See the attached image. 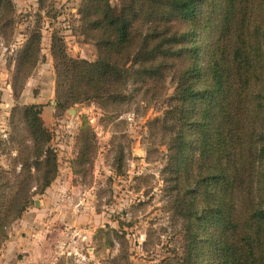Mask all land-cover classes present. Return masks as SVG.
I'll list each match as a JSON object with an SVG mask.
<instances>
[{"label":"trees","instance_id":"16d2710c","mask_svg":"<svg viewBox=\"0 0 264 264\" xmlns=\"http://www.w3.org/2000/svg\"><path fill=\"white\" fill-rule=\"evenodd\" d=\"M46 2L39 0L40 10ZM83 10L98 58H69L55 38L65 102L96 101L107 112L138 96L166 104L149 132L167 147L164 191L182 224L180 264H264V0H123L119 9L85 0ZM15 15L14 1L0 0L5 34ZM41 36L33 29L19 50L16 81L35 67ZM42 111L38 104L19 111L33 145L14 195L5 207L0 202V246L29 206L32 169L42 190L58 175ZM93 139L89 128L79 137L83 168L95 154ZM118 153L121 171L123 146ZM121 259L127 262L117 256L111 264Z\"/></svg>","mask_w":264,"mask_h":264},{"label":"rangeland","instance_id":"374dc122","mask_svg":"<svg viewBox=\"0 0 264 264\" xmlns=\"http://www.w3.org/2000/svg\"><path fill=\"white\" fill-rule=\"evenodd\" d=\"M13 1L14 30L5 34L0 29V202L5 207L14 195L23 158L33 145L19 112L26 105H42L58 175L42 190L39 172L32 169L31 201L7 227L0 255L13 230L21 226L18 235L27 239L46 232V253L30 264H111L117 256L127 257L122 264H180L182 224L170 211L164 191L167 147L149 132V121L162 116L166 104L138 96L107 112L96 101L66 103L53 42L58 37L69 58H98L96 42L86 31L85 0H46V10H40L39 0ZM109 3L119 9L123 0ZM35 28L42 34L37 63L27 78L16 81L19 50ZM167 85L171 95L175 85L171 79ZM88 128L96 150L83 168L76 163L79 137ZM120 146L125 151L121 171L116 167ZM27 211L32 215L25 227Z\"/></svg>","mask_w":264,"mask_h":264},{"label":"crops","instance_id":"0c3cea01","mask_svg":"<svg viewBox=\"0 0 264 264\" xmlns=\"http://www.w3.org/2000/svg\"><path fill=\"white\" fill-rule=\"evenodd\" d=\"M46 209V208H45ZM32 211V210H31ZM31 211H27L22 219L25 227L28 223H31L29 218L32 215ZM30 227V228H29ZM27 230L32 232L31 226ZM35 231L36 229L33 228ZM18 231H21V226H18L13 230L11 238L6 242L0 255V264H30L33 261H38L41 257H44L46 250V244L44 243V236H40L38 233H33V237L24 238L20 237ZM24 255L22 257L21 255Z\"/></svg>","mask_w":264,"mask_h":264}]
</instances>
